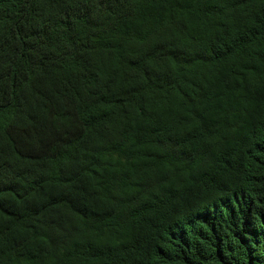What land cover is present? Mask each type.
<instances>
[{
    "label": "trees",
    "instance_id": "16d2710c",
    "mask_svg": "<svg viewBox=\"0 0 264 264\" xmlns=\"http://www.w3.org/2000/svg\"><path fill=\"white\" fill-rule=\"evenodd\" d=\"M0 264H264V0H0Z\"/></svg>",
    "mask_w": 264,
    "mask_h": 264
}]
</instances>
